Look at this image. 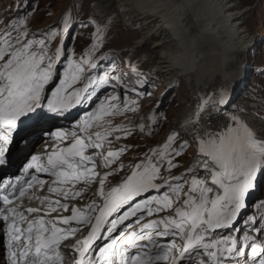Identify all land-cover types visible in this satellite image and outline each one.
<instances>
[{
  "label": "snow or ice",
  "instance_id": "obj_1",
  "mask_svg": "<svg viewBox=\"0 0 264 264\" xmlns=\"http://www.w3.org/2000/svg\"><path fill=\"white\" fill-rule=\"evenodd\" d=\"M26 21L27 17L8 24L0 20V25H3L0 27V165L5 163V153L9 151L8 145L13 143V133L19 131L25 119L39 116L45 100L49 112L60 114L90 99L96 89L93 87L89 92V86H99L108 79L120 80L107 74L99 80L87 75L88 84L82 89H73L86 72L85 61L76 63L65 57L68 62L60 78L58 64L64 50L58 48L53 53L45 39L33 38ZM69 26L70 16H65L64 33L69 31ZM87 65L91 69L97 67L92 59L87 61ZM57 79L58 86L52 91L56 98L54 102L44 94L46 86ZM226 91L224 86L213 106L225 103ZM111 99L119 97L112 96ZM113 107L109 105L106 108L101 104L90 121L93 118L101 121L104 116L113 115L110 110ZM212 111V107H198L193 121L194 126L201 125L194 137L195 161L183 174L171 178L165 177L161 169L170 172L175 166L173 158L189 147L185 141L179 145L178 151L172 148L177 133L168 136L162 149L152 150L146 162L130 166L131 173L108 191H105V181L115 170L101 176L95 171L93 157L85 155V150L89 146L101 148L100 141L105 140L109 132L102 134L96 131L95 140L89 133L88 144L84 139L76 138L70 147L58 152L54 150L47 155V166L39 163L42 159L39 155H32L33 163L28 165L29 168L35 167L37 172L50 173L55 177L53 184L57 186L50 187L49 193L63 200H68L70 195L75 199L82 192L72 182H92L99 176L97 194L100 200L77 208L62 203L60 198L53 199L51 195L36 196L40 206L27 207L26 215L8 206L23 198L34 184L29 182L27 188L19 189L13 184L5 185V190H0L3 205L0 207V220L6 225L9 264H62L61 244L75 237L84 227L89 231L83 238L66 246L77 255L75 264H264V228L257 227L258 222L254 219L249 220L251 227L244 233L243 239L247 243H241L233 235H217L218 229L238 231L234 223L246 206V196L254 188L257 174L264 173V134L255 131L235 114L223 125L213 126ZM202 114L209 115L207 122L202 121ZM91 127V122L85 125V128ZM140 131H144L143 126ZM50 135L61 141L66 134L57 131ZM119 155V152L109 150L106 158L115 159ZM155 156L160 157L158 162H153ZM106 158L104 167H109L112 161ZM119 167L122 169L123 165ZM32 179L35 181L36 177ZM69 183L71 188L59 187ZM37 184L43 185L44 181H37ZM153 192L156 195H150ZM69 211L70 216L62 215V212ZM52 213H57V216L48 219ZM32 214L37 215L32 217ZM151 217L157 218L149 219ZM22 223L27 225L26 228L21 227ZM58 224L68 227H59ZM252 232L259 235L253 236ZM22 239L24 243L21 244ZM97 240L108 242L94 247ZM246 249H250V253Z\"/></svg>",
  "mask_w": 264,
  "mask_h": 264
},
{
  "label": "rangeland",
  "instance_id": "obj_2",
  "mask_svg": "<svg viewBox=\"0 0 264 264\" xmlns=\"http://www.w3.org/2000/svg\"><path fill=\"white\" fill-rule=\"evenodd\" d=\"M115 4L116 0H0V20H3L4 24L27 17V29L33 38L45 39L53 53L58 48L64 50L58 64L60 78L68 62L65 57L76 63L85 61L86 72L81 76L79 83L73 85L74 89H82L88 84L85 79L87 75L97 80L105 74L108 77L120 78L119 82L108 79L99 86L95 84L89 86V92L93 87L96 89L91 98L77 104L69 113L74 114L76 108L83 107L86 103L93 104L91 108H95L96 113L101 104L106 108L109 105L114 106L110 109L113 115H106L101 121H95L97 128L114 131L120 129L112 133L108 141L109 146H113L120 155L113 162L112 169L115 171L111 175L112 184H108L106 189L129 175L132 170L130 166L140 164L144 158L146 161V158L151 156L152 149L165 143L172 133L178 134L172 145L174 150L178 151L179 145L185 141L189 147L181 155L173 158L175 166L171 171L162 168V174L169 176L179 173L181 169L191 166L196 157L194 137L179 132L185 117L196 106L192 94L193 83L179 78L172 86H167L163 77L151 73L157 55L152 52L150 44L133 48V42L136 40L133 33L135 31L121 24ZM237 10L248 11L244 29L252 38V42L239 55L240 65L247 68L249 74L243 76L246 78L244 87H238L241 89L232 102L235 103L233 105H241L242 115L253 116L258 120L257 123L263 125L264 0H237ZM65 16H70L67 33L63 32ZM41 33L44 35H40ZM89 59L97 65L95 69L88 68ZM55 86H58V79L46 86L45 94L54 91ZM112 96L119 99L112 100ZM50 97L54 98L52 94ZM218 113H222V116L228 114L219 111L215 115ZM141 126L144 128L143 132L140 131ZM187 128L192 129L189 124ZM121 149L124 151L121 152ZM103 158H106V154ZM164 159L167 160L168 157L165 156ZM159 160V156L153 157L154 162ZM121 164L122 169L119 167ZM97 166L96 164V170Z\"/></svg>",
  "mask_w": 264,
  "mask_h": 264
},
{
  "label": "bare ground",
  "instance_id": "obj_3",
  "mask_svg": "<svg viewBox=\"0 0 264 264\" xmlns=\"http://www.w3.org/2000/svg\"><path fill=\"white\" fill-rule=\"evenodd\" d=\"M115 7L121 24L135 31L133 48L150 44L152 52L157 55L155 66L151 69L152 74L163 77L167 86H172L179 78L193 83L192 94L196 106L185 117L179 132L196 136V129L201 125L194 126L193 121L198 107L203 106L206 109L213 108L210 114L213 126L222 125L235 114L255 131L264 134V124L257 123L258 120L253 116L242 115L241 105H233L235 103L232 102L236 93L244 87L246 78L243 76L249 74V70L240 65L239 55L252 42L244 29L248 11L237 10V0H116ZM224 86L227 89L225 103L213 106V101L220 98ZM87 105L86 103L84 107ZM76 106L62 113H71ZM217 108L228 114L217 118ZM48 115L56 117L59 114L49 112L44 107L39 116L25 119L19 131L13 133L12 144L22 145L21 136L35 131V127L44 123ZM201 119L207 122L209 115L202 114ZM31 122L32 128L29 125ZM188 124L192 129L187 128ZM100 131L116 132L104 129ZM166 143L167 141L154 149H162ZM40 144L42 143L37 146ZM144 159L140 163L146 162ZM54 186L57 185L52 183L50 187ZM114 186L116 183L109 189ZM91 190L93 193L90 200L99 203V187L92 186ZM34 193L37 196H50L38 189ZM52 198L56 199V196ZM36 204L40 206L39 202ZM261 227L264 228V223ZM243 259L244 257L241 258L242 261Z\"/></svg>",
  "mask_w": 264,
  "mask_h": 264
},
{
  "label": "water",
  "instance_id": "obj_4",
  "mask_svg": "<svg viewBox=\"0 0 264 264\" xmlns=\"http://www.w3.org/2000/svg\"><path fill=\"white\" fill-rule=\"evenodd\" d=\"M179 172V171H178Z\"/></svg>",
  "mask_w": 264,
  "mask_h": 264
}]
</instances>
